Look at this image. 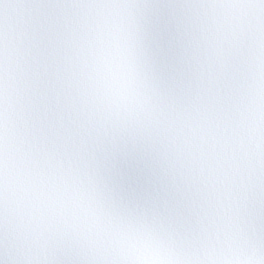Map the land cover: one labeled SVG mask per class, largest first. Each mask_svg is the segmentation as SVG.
Returning a JSON list of instances; mask_svg holds the SVG:
<instances>
[{
  "label": "snow or ice",
  "instance_id": "1",
  "mask_svg": "<svg viewBox=\"0 0 264 264\" xmlns=\"http://www.w3.org/2000/svg\"><path fill=\"white\" fill-rule=\"evenodd\" d=\"M0 264H264V0H0Z\"/></svg>",
  "mask_w": 264,
  "mask_h": 264
}]
</instances>
